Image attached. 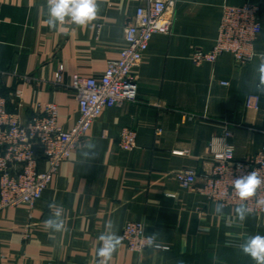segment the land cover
<instances>
[{
    "label": "crops",
    "instance_id": "1",
    "mask_svg": "<svg viewBox=\"0 0 264 264\" xmlns=\"http://www.w3.org/2000/svg\"><path fill=\"white\" fill-rule=\"evenodd\" d=\"M96 2L98 12L89 24L66 20L50 29L47 0H0V93L10 99V110L30 119L36 105L56 102L59 124L65 129L76 125L78 98L68 88L54 86L55 72L64 66L65 85L72 84L75 74L103 75L127 45L125 26L144 0ZM246 2L260 5L263 25L254 59L239 66L225 53L215 63L195 64L194 50H210L215 44L223 7ZM174 16L172 31L152 37L135 69L138 101L105 107L35 204L2 209L0 264H99V236L111 225L120 237L129 222H143L162 248L138 253L120 238L108 264H254L239 245L251 235H264V216L249 212L241 222L236 205L217 214L216 202L183 188L177 173L211 170L212 142L216 150L224 141L233 144L241 160L261 148L264 0H179ZM18 89L22 106L13 95ZM254 93L262 99L260 110L246 107ZM126 127L137 131L132 150L118 144ZM227 130L231 135L223 141ZM47 168L41 161L39 169ZM50 204L62 209L65 227L60 232L45 226L56 211ZM27 228L30 237L25 240Z\"/></svg>",
    "mask_w": 264,
    "mask_h": 264
},
{
    "label": "built area",
    "instance_id": "2",
    "mask_svg": "<svg viewBox=\"0 0 264 264\" xmlns=\"http://www.w3.org/2000/svg\"><path fill=\"white\" fill-rule=\"evenodd\" d=\"M178 1L144 0L135 18L125 26L127 45L120 50L119 58L109 63L103 75L85 77L75 74L72 84L65 85V69L63 65L59 66L54 74V86L68 88L79 101L80 117L73 128L65 129L58 123L59 106L56 102L36 105L32 117L24 119L20 111L8 108L10 99L0 93V212L4 207L21 203L32 206L42 198L54 173L85 141L94 121L105 107L138 101L135 69L142 64L152 37L172 31ZM262 28L259 4H226L213 48H196L191 59L197 65L215 63L223 54L230 53L237 65H246L256 56L255 42ZM23 78L30 79L27 76ZM221 83L229 84L227 81ZM13 95L19 106H22V90H16ZM246 107L260 110V95L250 94ZM230 135L231 131L227 130L225 138ZM118 144L125 150L134 149L137 146V131L124 128ZM211 147L216 162L213 169L201 175L193 169H184L177 173L180 185L209 200L222 202L225 206L244 203L250 213L264 216V183L245 201L239 198L233 188L235 178L253 170L264 180V142L259 153L246 161L238 160L234 145L226 141L220 150L215 149L214 142ZM41 159L48 164L46 171L39 169ZM149 236L152 235L146 233L143 222H129L121 239L131 250L141 253L144 249L156 248L148 245ZM23 237L29 239V228Z\"/></svg>",
    "mask_w": 264,
    "mask_h": 264
},
{
    "label": "clouds",
    "instance_id": "3",
    "mask_svg": "<svg viewBox=\"0 0 264 264\" xmlns=\"http://www.w3.org/2000/svg\"><path fill=\"white\" fill-rule=\"evenodd\" d=\"M98 12L96 0H47V16L46 21L50 29H55L58 24L70 20L74 25L85 26L92 22ZM261 73H264V63L260 65ZM264 183L256 171L241 175L234 179L233 188L242 201L247 200L257 191L258 187ZM264 203V202H262ZM50 208L55 207L56 211L45 221V226L52 233L60 232L64 229V221L62 219V209L54 204L49 205ZM225 205L217 202L214 205V211L217 214H224ZM235 217L243 222L249 213L244 203L237 205L234 209ZM111 225L105 233L99 236L101 245L98 248L97 255L100 258L99 264H108L113 253L120 244V237L111 231ZM149 246L160 248L162 245L155 242V235L147 238ZM240 251L249 256L254 264H264V235L256 234L247 237L240 245Z\"/></svg>",
    "mask_w": 264,
    "mask_h": 264
},
{
    "label": "rangeland",
    "instance_id": "4",
    "mask_svg": "<svg viewBox=\"0 0 264 264\" xmlns=\"http://www.w3.org/2000/svg\"><path fill=\"white\" fill-rule=\"evenodd\" d=\"M229 54H230V53H229ZM246 100H247V99H246ZM261 102H262V99H261ZM253 110H256V109H253ZM58 123H59V122H58ZM253 129H254V128H253ZM258 131H259V130H258ZM260 131H261L262 133H264V130H260ZM224 138H225V133H224L222 139H224ZM263 142H264V141H263ZM260 149H261V148H260ZM260 149H259V151H260ZM123 150H125V149H123ZM259 151H258L256 154H258ZM256 154H254L253 156H255ZM253 156H252V157H253ZM252 157H251V158H252ZM70 158H71V157H70ZM67 160H68V159H67ZM238 160H239V159H238ZM240 160H241V159H240ZM247 160H249V159H247ZM41 161H45V162H46V160H42V159H41V160L39 161V164H40ZM65 161H66V160H65ZM245 161H246V160H245ZM215 163H216V162H215ZM214 165H215V164H214ZM213 167H214V166H213ZM47 169H48V168H47ZM47 169H46V170H47ZM212 169H213V168H212ZM46 170H45V171H46ZM41 171H43V170H41ZM51 181H52V180H51ZM197 193H198V192H197ZM198 194H200V193H198ZM200 195H202V194H200ZM203 196H204V195H203ZM211 201H213V200H211ZM214 202L217 203V201H214ZM229 206H231V205H229ZM236 206H237V205H236ZM7 207H8V206H7ZM225 207H226V206H225ZM4 208H5V207H4ZM1 211H2V210H1ZM0 213H1V212H0ZM121 235H122V234H121ZM120 238H121V236H120ZM144 250H145V249H144ZM144 250H143V251H144Z\"/></svg>",
    "mask_w": 264,
    "mask_h": 264
}]
</instances>
